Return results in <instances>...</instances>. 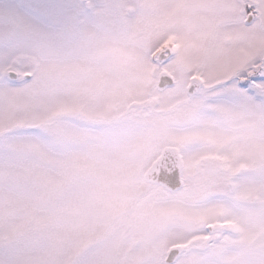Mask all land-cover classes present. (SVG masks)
I'll return each mask as SVG.
<instances>
[{"label":"snow or ice","instance_id":"1","mask_svg":"<svg viewBox=\"0 0 264 264\" xmlns=\"http://www.w3.org/2000/svg\"><path fill=\"white\" fill-rule=\"evenodd\" d=\"M0 264H264V0H0Z\"/></svg>","mask_w":264,"mask_h":264}]
</instances>
